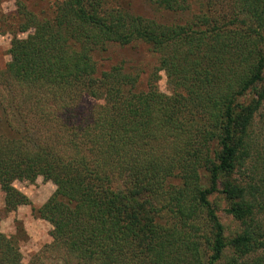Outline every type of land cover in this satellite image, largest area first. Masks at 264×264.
Returning <instances> with one entry per match:
<instances>
[{"label": "trees", "instance_id": "16d2710c", "mask_svg": "<svg viewBox=\"0 0 264 264\" xmlns=\"http://www.w3.org/2000/svg\"><path fill=\"white\" fill-rule=\"evenodd\" d=\"M213 1L153 0L160 9L181 13L180 20L188 15L184 23L171 25L134 16L109 0H64L49 21L19 8L25 18L20 32H33L10 42L5 73L31 85L69 88L68 101L77 98L74 92L103 102L89 115L76 114L70 105L61 108L64 121L75 129L63 141L66 146L53 140L30 142L29 133L0 141V185L7 206L26 202L13 181L31 182L37 176L51 181L55 190L35 213L51 226V246L78 264L146 259L150 264H216L227 246L233 255L226 264H264V227L258 220L264 210L263 164L253 169L258 179L242 184L234 178L242 170L252 173L248 167L259 136L253 134L254 119L261 111L264 119V86H259L264 83V0H227L235 15L222 25L192 9L197 2ZM135 41L158 56L155 71L165 74L173 92L170 110L181 116L180 129L192 133L184 142L164 138L175 131L162 117L167 111L160 106L154 78L146 81V91L136 92V73L122 67L97 73L95 50L109 42L125 46ZM249 91L252 96L239 103ZM192 118L205 128L182 125ZM159 152L182 153V160L178 156L172 163L180 177L171 188L169 209L190 219L204 207L213 223L208 263L194 239L165 231L144 206L149 201L137 196L143 180L148 182L142 177L141 169L148 168L142 159ZM200 173H207L209 187L200 184ZM117 179L128 189H118ZM217 188L228 202L227 212L242 225L228 244L208 199Z\"/></svg>", "mask_w": 264, "mask_h": 264}, {"label": "rangeland", "instance_id": "374dc122", "mask_svg": "<svg viewBox=\"0 0 264 264\" xmlns=\"http://www.w3.org/2000/svg\"><path fill=\"white\" fill-rule=\"evenodd\" d=\"M64 0H0V141L5 143L6 139H18L25 133L31 134L30 142L39 141L47 143L51 140L57 141L59 145H65L73 137L75 132L72 124H66L64 121V111L61 109L70 105L73 112H79L82 115H89L103 102L94 99L82 93L77 95L75 100L68 101V93L72 92L69 88H60L55 86H45L24 83L21 80L8 76L6 68L10 62L9 48L10 42L14 39H25L32 34L33 29L27 32H20V25L25 22L24 17H20L19 8L23 7L26 14H32L37 20L49 21L53 18L57 6ZM113 7H118L134 16H140L143 19L155 21L162 25H171L173 23H184L180 20L181 13L169 12L158 8L153 0H109ZM110 8V7H108ZM195 12L204 13L209 20L216 25L230 24L235 12L232 5L227 0H214L209 5L196 3L192 5ZM264 38V32L262 33ZM93 60L96 63L97 73H109L113 67H122L123 72L136 73L139 75L136 92H144L147 89L146 81L154 78L155 91L158 99L163 106L162 111H167L162 117L172 123L170 138H165L167 143L179 144L184 139L192 137L190 131H182L178 120V112H171L172 107V88L169 86L165 74L155 71L158 62V56L153 53L149 45L142 41H135L128 45H119L109 42L102 50H95L92 53ZM264 86V83L259 84ZM252 96L249 91L238 99L239 103ZM66 102L63 103L62 100ZM59 100L58 104L55 103ZM158 109V107H157ZM69 111V110H68ZM161 111V112H162ZM159 112V111H158ZM157 112V113H158ZM172 115H169V114ZM161 114V113H160ZM260 114L254 119V135H259L258 148L253 152V159L248 170L236 172L234 178L244 184L251 181V177L257 176L253 169L264 167V119ZM170 116V117H169ZM182 125L187 128L200 130L205 126L201 125L196 119L191 121H182ZM171 124L163 126L164 132ZM168 126V127H167ZM207 126V125H206ZM76 138V136H75ZM262 139V140H261ZM6 145H9L8 143ZM25 146H31L26 143ZM64 146V147H65ZM218 147H215L217 152ZM163 152V151H161ZM151 153L144 156L142 162H146L148 168H142V177H146L148 182L143 180V188L138 191L137 196L140 200H148L145 207L156 218V222L161 225L165 231H174V233L185 239H194L199 246L204 262L208 263L213 245L215 228L210 220L207 210L201 207L197 213L190 219H181L176 216L168 206V199L171 188L179 184V169L172 168L175 158L182 160V153L174 156H163V153ZM158 155L161 157L158 158ZM167 169V170H165ZM152 172L154 174H152ZM166 173H168L166 175ZM166 175V176H165ZM125 181L117 179L118 189L126 190ZM200 184L202 187H209V177L207 173H200ZM12 187L21 193L25 198V204L11 208L7 206L6 196L0 185V264H78L73 256H69L62 249H54L51 246V226L39 218L35 211L40 208L48 198L53 194L55 186L51 181L37 176L33 181L15 180ZM137 193V190L133 188ZM211 208L222 227V237L225 244L239 234L242 230L240 222L236 221L227 211L228 202L224 199L217 188L209 197ZM262 227H264V210L258 215ZM233 255V250L227 246L216 264H226L227 260ZM136 263L129 264H150L148 259L145 261L136 260Z\"/></svg>", "mask_w": 264, "mask_h": 264}]
</instances>
